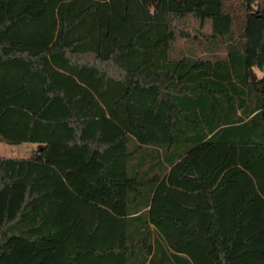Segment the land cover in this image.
<instances>
[{
  "label": "trees",
  "instance_id": "1",
  "mask_svg": "<svg viewBox=\"0 0 264 264\" xmlns=\"http://www.w3.org/2000/svg\"><path fill=\"white\" fill-rule=\"evenodd\" d=\"M0 142V264H264V0H0Z\"/></svg>",
  "mask_w": 264,
  "mask_h": 264
},
{
  "label": "rangeland",
  "instance_id": "2",
  "mask_svg": "<svg viewBox=\"0 0 264 264\" xmlns=\"http://www.w3.org/2000/svg\"><path fill=\"white\" fill-rule=\"evenodd\" d=\"M176 27L182 29L184 36L177 39L174 44V55L180 52L191 54H204L207 47V35L211 32V20L201 22L193 16H186L176 21ZM190 50V51H189ZM221 52V50H220ZM223 54V52H222ZM256 77H261L262 72L255 70ZM37 148V143L23 142L21 144H8L0 142V155L8 157H27Z\"/></svg>",
  "mask_w": 264,
  "mask_h": 264
},
{
  "label": "crops",
  "instance_id": "3",
  "mask_svg": "<svg viewBox=\"0 0 264 264\" xmlns=\"http://www.w3.org/2000/svg\"><path fill=\"white\" fill-rule=\"evenodd\" d=\"M21 144V143H20Z\"/></svg>",
  "mask_w": 264,
  "mask_h": 264
}]
</instances>
